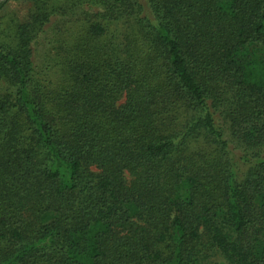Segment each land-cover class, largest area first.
<instances>
[{"label": "trees", "instance_id": "1", "mask_svg": "<svg viewBox=\"0 0 264 264\" xmlns=\"http://www.w3.org/2000/svg\"><path fill=\"white\" fill-rule=\"evenodd\" d=\"M0 264H264V0L3 1Z\"/></svg>", "mask_w": 264, "mask_h": 264}, {"label": "rangeland", "instance_id": "2", "mask_svg": "<svg viewBox=\"0 0 264 264\" xmlns=\"http://www.w3.org/2000/svg\"><path fill=\"white\" fill-rule=\"evenodd\" d=\"M16 8V10H18V11H20V13H23V11H24V7H22V6H16L15 7ZM10 9H12V8H10Z\"/></svg>", "mask_w": 264, "mask_h": 264}, {"label": "water", "instance_id": "3", "mask_svg": "<svg viewBox=\"0 0 264 264\" xmlns=\"http://www.w3.org/2000/svg\"><path fill=\"white\" fill-rule=\"evenodd\" d=\"M3 1H5V0H0V4H1Z\"/></svg>", "mask_w": 264, "mask_h": 264}]
</instances>
